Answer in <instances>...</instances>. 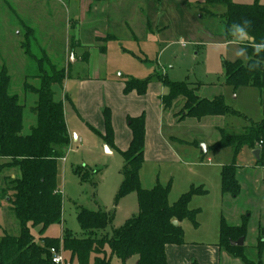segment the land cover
Wrapping results in <instances>:
<instances>
[{
  "label": "rangeland",
  "instance_id": "rangeland-1",
  "mask_svg": "<svg viewBox=\"0 0 264 264\" xmlns=\"http://www.w3.org/2000/svg\"><path fill=\"white\" fill-rule=\"evenodd\" d=\"M231 1L252 5L256 0ZM224 11L221 6H208L207 0H0V69L4 66L8 68L13 79L12 94L19 95L22 101L27 102L24 121L26 133L36 122L29 111L35 105L36 98L28 96L26 99L23 92L26 77L33 66L21 49L25 41L24 26L35 32L36 53L40 48L44 49L59 70L72 69L75 77L88 75L87 65L80 60L86 57L90 47H95L98 63L105 54L103 63L100 62L103 67L99 77L143 81L162 75L172 83L199 88L198 95L203 99L224 98L226 106L237 116L180 122L183 103L180 100L174 102L164 116V133L174 140L171 147L176 157L170 155L161 160L148 161L141 171L143 189L150 190L157 182L163 186L172 183L170 204L176 203L192 187H203L208 191L205 196L193 197L189 205L190 210L200 212L198 226L187 220L181 226L184 242L191 235V240L215 239L218 246L221 222L219 225L213 213L221 201L224 203L221 166L233 163V153L230 150L210 152L203 159L199 147L206 145L210 150L220 140L218 129L240 132L264 120L258 90H234L226 85L224 63L247 62L248 56L245 43H240L236 36L233 42H229L224 36L221 20ZM106 38L115 40L103 42ZM98 39L103 41L97 43ZM103 47L106 49L104 54L100 51ZM29 84L36 85V82L29 81ZM75 91L74 88L70 89L72 95H75ZM58 92V99L64 102L70 117L71 106L65 100L66 92ZM70 93L68 96L72 99ZM84 132L89 134L83 138L86 144L78 148L80 144L72 143L59 161L58 188L64 200L62 223L50 227L44 237L61 239L65 230L82 237L77 219L78 207L107 212L115 209L114 224L105 234L121 228L139 213L135 193L124 198L117 206L115 203L123 182L122 156L118 153L109 155L108 147L94 133L87 128H84ZM94 140L100 143L98 149L92 147ZM236 164L243 167L240 177L244 176L247 181H242L238 204H228L229 211H224L222 215H230L229 223L226 220L228 225L238 223L237 217H241L242 224L248 221L245 257L258 264L264 242V167L257 165L248 150L240 153ZM85 166L101 171L95 179L96 189L91 184H81L74 173L76 167ZM10 208L3 198L0 179V239L5 232L14 236L19 234V223L11 215ZM33 235L37 241L41 238L37 229L33 230ZM64 261L71 264L69 254L64 255ZM261 261L264 264V253ZM134 263L133 259L129 264ZM111 264L122 263L113 258Z\"/></svg>",
  "mask_w": 264,
  "mask_h": 264
},
{
  "label": "trees",
  "instance_id": "trees-1",
  "mask_svg": "<svg viewBox=\"0 0 264 264\" xmlns=\"http://www.w3.org/2000/svg\"><path fill=\"white\" fill-rule=\"evenodd\" d=\"M207 5L224 8L221 20L224 36L229 42L234 41L236 30H241L251 40L245 46L247 62L224 63L226 85L234 90H258L264 108V1L240 5L231 0H207ZM24 29L25 41L21 49L33 68L26 77L23 92L26 99L28 96L36 98L35 105L29 109L36 122L28 133L24 132L27 102L22 101L19 95L12 94L13 79L8 68L1 67L0 179L3 198L11 206L10 213L19 223V234L14 236L5 232L0 239V264H53V249L62 251L64 255L69 254L71 264H111L113 258L122 264H129L133 259L134 264H168L166 248L185 243L181 223L187 220L198 226L200 212L189 208L192 198L205 196L208 191L203 187H192L176 203L170 204L172 183L163 186L157 182L154 188L143 189L141 171L145 164L146 139L144 115L128 120L133 139L129 149L121 153L124 160L121 171L123 182L115 200L117 206L129 195L137 194L138 215L127 220L121 228L113 229L111 234H105L114 224L116 210L90 211L78 207L77 219L82 237H77L69 230L64 231L61 239L44 237L50 227L62 223L64 200L58 188L59 161L67 152L71 137L66 124L64 102L58 99V91L64 90L65 82L72 73L71 69L59 70L44 49L40 48L36 53L35 32L29 27L24 26ZM114 40L106 38L96 42ZM71 48L73 50L74 46ZM100 51L104 54L105 47L100 48ZM88 59L89 54L82 61L87 63ZM29 81L36 82V85L29 84ZM152 82L160 83L167 91L161 99L164 111L170 110L178 100L183 103L180 122L237 116L226 106L222 96L203 99L198 95L199 88L194 89L185 83H172L162 75L143 81L127 80L125 94L136 92L140 97L145 96ZM103 116L105 134L91 129L111 148L114 146L112 115L106 109ZM218 132L220 140L208 150V155L225 150L233 153V163L222 166L221 185L224 197L238 199L242 193L238 179L241 166L236 164L240 153L244 150L251 153L261 150L257 165L264 167V120L240 132L227 129H218ZM171 142L174 143L173 140ZM202 157L205 159L207 156ZM74 173L81 184H91L97 188L95 179L101 173L100 170L76 167ZM175 222L179 224L178 227L174 226ZM35 229H39V241L33 235ZM247 233L248 221L245 220L240 227H231L222 218L219 247L243 264H254L245 257L244 247L231 246V242L246 238ZM262 245L258 264H263L264 242Z\"/></svg>",
  "mask_w": 264,
  "mask_h": 264
},
{
  "label": "crops",
  "instance_id": "crops-1",
  "mask_svg": "<svg viewBox=\"0 0 264 264\" xmlns=\"http://www.w3.org/2000/svg\"><path fill=\"white\" fill-rule=\"evenodd\" d=\"M80 1L92 2L94 0ZM235 36L240 40V43L247 44L251 42L249 37L241 30H236ZM90 48L88 62L84 63L82 57L80 60L81 63L87 65L88 75L86 77H75L72 74L71 78L68 79L64 85V91L66 92L65 100L69 102L71 106V116L69 117L64 105L66 124L71 137L70 146L72 143H78L80 144L78 148H81L86 144L83 138H86L89 134L84 132V128H87V130L95 135L96 133L92 131L91 128L104 135L106 132V124L103 112L108 109L112 115L114 146L111 148L108 147L98 135L96 136L106 147L109 148V155L115 153L121 155V153L126 152L129 149L133 134L129 127L128 120L136 119L144 115L146 119L145 164L148 161L161 160L164 156L173 155V157H176L171 147V141L173 139L170 137L168 138L164 133V116L166 111L163 110L161 99L166 94L165 88L160 83L154 82L155 85H153L154 83L149 85L145 96L140 97L136 92L126 95L125 82L127 79L121 80L99 77V72L103 67L101 65L105 54L102 56L103 59L100 58L98 63L97 61L99 58L97 49H93L95 47ZM101 61L102 63L100 64ZM72 71L73 70L71 69V73ZM130 79L133 78H129L128 80ZM71 88L76 90L75 95L70 93ZM69 93L72 95V99L69 98ZM92 147L98 149L100 143L94 140ZM206 156H208V154ZM210 161L211 160H209V162ZM242 168L243 167H240L238 176L239 181H241V186L243 180L247 181L244 176L240 177V174L243 172ZM255 183L257 182L255 181ZM255 183L254 187L257 188ZM239 199L224 197V203H222V201L219 203V206L216 207L213 213L214 219L216 221L218 219L219 225L224 211H229L227 208L229 207L228 204L236 205L238 204ZM223 218L225 221L228 220L229 223L230 215L228 213L223 216ZM237 221L238 223H235V225L232 224L229 226L240 227L242 225L241 217H237ZM202 236H207V234ZM190 238L191 235L186 238V242L182 246H168L166 248L168 264H242L240 260L234 259L225 251H222L217 244L218 241L215 239L214 241H197L191 240Z\"/></svg>",
  "mask_w": 264,
  "mask_h": 264
},
{
  "label": "water",
  "instance_id": "water-1",
  "mask_svg": "<svg viewBox=\"0 0 264 264\" xmlns=\"http://www.w3.org/2000/svg\"><path fill=\"white\" fill-rule=\"evenodd\" d=\"M199 150L203 156H206L208 154V147L206 145H201L199 147ZM107 151H109L108 148H107ZM261 153H262L261 150L254 151L252 153L253 157L256 159L257 162L260 161ZM174 226L178 227L179 224L175 222ZM231 246L234 248H243L245 246V238H241L240 240L236 242H231Z\"/></svg>",
  "mask_w": 264,
  "mask_h": 264
},
{
  "label": "built area",
  "instance_id": "built-area-1",
  "mask_svg": "<svg viewBox=\"0 0 264 264\" xmlns=\"http://www.w3.org/2000/svg\"><path fill=\"white\" fill-rule=\"evenodd\" d=\"M51 254L53 256L52 262L53 264H65L64 254L62 251H56L55 249L51 250Z\"/></svg>",
  "mask_w": 264,
  "mask_h": 264
},
{
  "label": "clouds",
  "instance_id": "clouds-1",
  "mask_svg": "<svg viewBox=\"0 0 264 264\" xmlns=\"http://www.w3.org/2000/svg\"><path fill=\"white\" fill-rule=\"evenodd\" d=\"M247 24L250 26V22L249 21H247Z\"/></svg>",
  "mask_w": 264,
  "mask_h": 264
}]
</instances>
